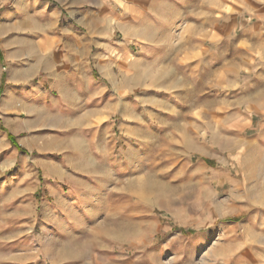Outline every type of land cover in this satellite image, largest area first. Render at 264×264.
<instances>
[{"label":"rangeland","instance_id":"1","mask_svg":"<svg viewBox=\"0 0 264 264\" xmlns=\"http://www.w3.org/2000/svg\"><path fill=\"white\" fill-rule=\"evenodd\" d=\"M224 4V16L213 14L217 4L210 3L208 16L193 7L191 15L177 16L175 29L157 31L172 47L149 63L138 58L137 41L123 42L120 22L110 26L103 10L73 18L83 39L96 40L90 69L103 106L91 130L98 158L79 149L88 120L80 103L71 121L46 117L40 125L12 127L21 128L18 137L0 126L9 143L0 146V160L10 147L18 151L11 165L0 163V264H212L217 258L264 264V60L244 52L248 41L238 42L236 0ZM81 5L0 0V101L9 60L39 58L32 40L76 35L61 29ZM230 19L231 31L218 32L215 25ZM25 136L48 146L44 160L66 163L64 175L43 167L38 153L22 145ZM69 137L71 151L62 150ZM23 162L25 174L9 179ZM212 169L225 170L231 183L212 180ZM70 194L73 206L63 207Z\"/></svg>","mask_w":264,"mask_h":264},{"label":"crops","instance_id":"2","mask_svg":"<svg viewBox=\"0 0 264 264\" xmlns=\"http://www.w3.org/2000/svg\"><path fill=\"white\" fill-rule=\"evenodd\" d=\"M78 1L83 2V5L76 7L72 14L66 15V22L61 29L63 32H76V35L72 38L32 40L31 47L40 49L36 51L39 54V58H34L32 62L9 60L11 76L4 88V97L0 101V118H2L0 126L8 128L9 132H12L13 135H17L18 137L21 134L19 133L21 132L19 131L21 128L11 131L12 127H26L30 124V121H34L35 124L40 125L44 123L46 117L51 118L50 120L54 124H56L57 119L60 121V118L63 116H68V120L71 121L72 113L78 110L77 106L80 103L81 109L85 112V117H88V120L86 118L85 120L83 119L85 124L82 125L84 128L83 131L87 135H84L80 140L81 146L79 149L84 152L86 151L96 161L98 158L97 146L93 131H95L97 126V111L103 106L98 105V101H100V98L98 99L96 97L98 85L90 69V62L93 58L92 51L96 47V42L94 41L96 40L83 39L79 30L75 31L73 29V18L78 15H96L98 8L101 11L103 10L104 15L108 17L107 21L111 24L110 26H113V22H120V29L124 32L123 42L130 44L131 42L137 41L142 48L138 58L145 63H149L153 62L156 57H159L163 48L172 47L171 44L167 43L168 40L166 41L162 36H157V31L170 32L172 29H175L177 16L191 15L192 11L190 9L193 7H195V10H199L200 14L208 16L210 14L208 4L210 3L217 4V12L213 11V14L218 16L220 15L218 11H221V15L224 16L225 4L224 0ZM108 1H111V3ZM240 16H244V18L241 19ZM231 19L227 24L225 22H222L221 25L216 24L215 28L218 32L225 33L226 30L231 31L234 25ZM131 30H135L136 34H131ZM236 30H240L241 34L238 42L242 40L248 41L244 45V52L264 60V0H236ZM108 46L110 48L113 47L111 44ZM148 49L153 50L150 52ZM242 60L248 62L244 58ZM236 65L239 64L236 62ZM14 113L18 114V116L14 115ZM21 114L25 115L23 121H20ZM5 120H7L6 123ZM91 128L94 130L92 131ZM7 138V132L4 131L3 134L0 132V146H8ZM67 142L68 148L66 147L62 150L71 151L70 137L67 139ZM22 145L38 153L37 160L43 164V167L51 165L55 169L52 172L64 175L61 168L63 165L65 167L67 165L66 163L43 159L42 153L48 148L43 141L38 138L25 136L22 139ZM53 148L62 147L55 145ZM62 150L59 152H62ZM17 158V149L10 147L8 156L1 159L0 163L11 165L13 160L16 161ZM68 158H71V156L66 157L67 162ZM103 159L105 164H111L112 151L109 146L108 149L107 146L105 148ZM25 167V162H23L22 167L11 175L9 179L16 180V176L20 177L24 175ZM12 168L10 166L8 170L10 171ZM208 169L209 167L207 166ZM72 170L71 168L69 173L73 175ZM85 170L83 174L93 176L94 178L101 176V173L96 171L97 169ZM209 171L212 180L231 183L230 176L224 172L225 170L221 169V171H218L212 169ZM65 173L67 174V172ZM111 173L112 170L109 167L108 170L106 168L103 174L109 176ZM81 181H84V179L79 178L78 184H81ZM70 189H73V186ZM1 190L2 185L0 184ZM54 190L57 192L58 188L56 187ZM74 197L73 194L62 197L61 204L63 207H72L75 200ZM59 210L53 211V214L57 215ZM213 262H216V264H236L234 261L232 263H226L224 258H217ZM213 262L212 264H214Z\"/></svg>","mask_w":264,"mask_h":264}]
</instances>
